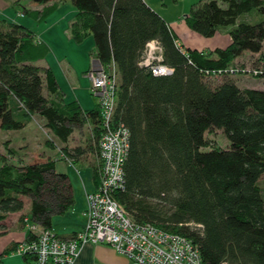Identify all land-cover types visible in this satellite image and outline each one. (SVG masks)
Here are the masks:
<instances>
[{
	"label": "trees",
	"instance_id": "obj_1",
	"mask_svg": "<svg viewBox=\"0 0 264 264\" xmlns=\"http://www.w3.org/2000/svg\"><path fill=\"white\" fill-rule=\"evenodd\" d=\"M65 1L76 9L69 38L81 44L92 37L91 58L116 71L113 120L128 129L129 148L124 189L113 194L115 199L135 222L189 239L201 264H264L259 185L264 90L240 87L228 75L211 81L213 71L232 65L243 51H261L264 0L192 4L184 16L191 31L205 38L224 31L230 38L224 48L205 50L179 45L167 22L144 0H33L37 8L31 2L16 4L40 23ZM150 41L159 44L170 75L154 76L140 66ZM48 52L27 27L0 18V132L23 129L38 117L52 138L67 143L75 128L88 124L90 135L82 146L59 148L70 161L87 160L90 153L98 155L100 110L97 103L83 110L75 100H64L52 69L38 64ZM213 128L226 135L227 147L211 146L206 133ZM51 137L45 145L52 144ZM98 176L92 167L95 184ZM21 196L29 198L27 211ZM73 203L66 176L55 172L50 159L14 164L0 155V223L20 212L22 223L26 217L50 229L52 215L63 214ZM17 246H7L0 261ZM22 257L32 264V256Z\"/></svg>",
	"mask_w": 264,
	"mask_h": 264
},
{
	"label": "built area",
	"instance_id": "obj_2",
	"mask_svg": "<svg viewBox=\"0 0 264 264\" xmlns=\"http://www.w3.org/2000/svg\"><path fill=\"white\" fill-rule=\"evenodd\" d=\"M139 64L154 76L172 73L162 62L156 41L146 44ZM235 70L228 66L212 75H231ZM86 77L100 110L102 127L98 140L100 170L94 190L86 194V223L71 236L60 237L25 217L26 236L14 253L32 256V264H74L82 246L92 243L110 246L125 256L129 264H201L199 251L189 239L150 223L135 222L115 199L113 194L124 189L123 165L129 148L128 129L113 120L116 71L114 66H103L91 58ZM59 158L69 160L60 152Z\"/></svg>",
	"mask_w": 264,
	"mask_h": 264
},
{
	"label": "crops",
	"instance_id": "obj_3",
	"mask_svg": "<svg viewBox=\"0 0 264 264\" xmlns=\"http://www.w3.org/2000/svg\"><path fill=\"white\" fill-rule=\"evenodd\" d=\"M16 1L20 3L23 2V0H0V18L4 19L7 22L18 23V24H22L25 27H27L29 30L34 32L35 37L38 40L44 42L48 46L49 52L50 51L54 52V50L52 49L54 46H56L58 49L61 48L59 51H62V52L66 51L68 55H65L62 53L59 56L58 60H61L59 62V66H61L62 64L64 70L72 67L70 62L66 61L65 57H69V59L71 60L74 53L80 56L82 48H77L76 50L73 47V45L77 47H81V45L83 44L81 43L80 45H77V44L75 45V43H73V41L69 38V33H68L69 25L76 13V9L69 2L65 1L64 3L59 4L57 9H55L43 22L38 23L34 21L33 19H31L30 17H27L25 14H23L21 10L17 8L18 5L16 4ZM26 1L28 2V0ZM144 1L152 10L157 12L165 22H167L169 27L173 30V32L178 37L177 43L183 46L184 48H190V49H196V50L224 48L230 43V38L224 31L217 32L215 33L214 36L209 37V38H203L202 36L191 31L186 26L185 21H184V16L186 14V11H184L181 14L179 13L175 15V17H173L168 14V6L161 3V5L163 6L160 5V9L162 10V13H160L159 9H157L155 6L149 3L148 0H144ZM171 2L173 3L172 0ZM177 3L178 1L173 4H177ZM31 6L33 8L39 7L37 5H34L32 2H31ZM211 38H214L215 40H213L212 44L210 45L207 42H204L206 40H203V39H211ZM72 62H75V61L73 60ZM51 68L52 70L54 69L53 65ZM88 68H89L88 62L83 59V63L82 65H80V68L78 71V72H81V77L77 76L76 73L72 72V70L69 72L68 71L66 72L67 78L70 75V78H68V80H70L72 84L71 86L68 85L69 88H71L73 92L71 100H75L83 110H90L89 109L90 107L86 108L85 106L95 107L96 103L91 104L89 102L88 97L84 94L82 90H80V94L76 93V90L73 89L74 84L71 81V75H73L75 81L79 80L81 83L87 81L89 83L86 77V71L88 70ZM78 87H79V84H78ZM86 103L90 105H86ZM3 135L5 136V140H9L10 143L12 142L10 145L11 147L14 146L13 142L14 140H16L17 148L15 152L16 154L18 152L17 156L19 155L20 157L21 153L24 152V147L21 146V143L23 141V137L25 136V133L21 132L20 139L14 138L17 136L7 137L5 134ZM72 135H73V132L71 136ZM71 136L69 137L67 143H61L59 140L53 137L56 140L55 149L49 150V148H47L48 153L46 152L49 159L54 162V170L56 169L57 164H60L63 167H66L67 169V167L72 166L75 163H77L78 168L76 169L78 171L82 170V172L84 173H85V170L88 171V173L84 174V177L80 181L81 183V189H80L81 193L80 194H81L82 205L80 206L79 199L76 198V192L74 191L73 188H71V183L68 181V183L70 184V190H71V193L74 199V203L63 214L55 215L51 217L50 230H52V232H54L56 235L60 237H69L73 233L83 228V226L86 223V217H85L86 194L93 191L96 186V184L93 181V177H92V166L88 163L89 160L88 161L87 160L70 161V159L69 160L59 159L58 150L59 148H61V146L67 145L68 147L72 148L75 146H82L84 144L82 143V141L78 142L79 140L75 141L76 143H74V141H72L71 143L70 142ZM7 156H10V155H7ZM7 161L9 163H12L10 162L11 160H7ZM14 164H22V163H14ZM89 168L91 171L89 170ZM64 173H66V170L64 171ZM20 215H21L20 212L9 213L6 219L0 223L1 225L0 226V254L10 244L12 243L19 244L25 238L26 236L25 228H24V225L21 219H19ZM0 264H27V263L23 259L22 256L14 252H11L10 254H7L1 258ZM74 264H129V262L125 256L115 252L113 248H111L108 245L86 243L82 246L77 258L75 259Z\"/></svg>",
	"mask_w": 264,
	"mask_h": 264
},
{
	"label": "rangeland",
	"instance_id": "obj_4",
	"mask_svg": "<svg viewBox=\"0 0 264 264\" xmlns=\"http://www.w3.org/2000/svg\"><path fill=\"white\" fill-rule=\"evenodd\" d=\"M148 1L153 6H155L157 9H159L160 13H162V10L160 9L161 3L168 6V14L170 16L175 17V15H177L179 13L181 14L184 11L187 12L189 7L193 3H195L199 0H178L177 4H173L171 2V0H148ZM23 2L24 3H30V2H33V0H28V2L26 0H23ZM161 6H163V5H161ZM47 35H49V34H47ZM203 38H205V37H203ZM203 40H206L204 42H207L210 45V44H212L213 40H215V39L211 38V39H203ZM82 43L83 44L81 45V47H77V46L73 45V47L76 50H77V48H82L80 56L74 53L71 60L69 59V57H65L66 61L70 62L71 66H72L69 69L64 70L62 64H61V66H59V62L61 61V60H58L59 56L62 53L65 55H68V54L66 51L65 52L59 51L61 48L58 49L56 46H54L52 48L54 50V52L50 51L49 54L46 55L43 60L38 62L39 65L40 64L45 65V66L50 67V68L53 65L54 69L52 71L54 72L55 77L57 75L56 81H57V84L59 85L61 91L64 94V100L66 102L72 101L71 99H72V93H73L72 89L69 88V86H68V85H70V86L72 85L70 80H68V78H70V75L67 78L66 72L67 71L69 72L72 70V72L76 73L77 76L81 77V72H78V71H79L80 65H82V63H83V59L86 60L88 62V65L90 66L91 56L89 53H90L91 49L93 48V39H92V37H88ZM77 45H80V44H77ZM84 51H85V53H84ZM157 52L158 51H156V53ZM154 55L156 56L155 52H154ZM61 57H63V56H61ZM73 60L75 62H72ZM230 66L236 70L233 72V74L228 75L227 77H231L232 79H234L237 82L238 86L250 87V88L252 87L254 89L264 90V43L262 44L261 51L259 53H251L249 51H243L240 54V56H238L234 60L232 65H230ZM254 70L256 72H258V70L260 72L262 71L263 75L257 76V74H255L253 72ZM225 76L226 75H224V77ZM222 78H223V76L214 77L211 79V81L213 83H218L220 80H222ZM71 81L74 84L73 89L76 90L77 94H80V90H82L84 92V94L88 97L89 102L91 104L96 103V99L91 94L90 88H89V83L87 81H85L83 83H81L79 80L75 81L73 75H71ZM78 84H79V87H78ZM86 105H90V104L86 103ZM85 107L86 108L90 107L89 109H92L93 106H85ZM90 128L91 127L90 126L88 127L87 125L86 126L84 125L83 128H81V127L75 128L73 130V135L71 136L70 142L72 143V141H74V143H76L75 141L79 140L78 142L82 141V143H84L86 141L85 139H87V137H89V135H90ZM3 132L4 133L0 132V139H1L0 142L5 140V136L3 134H5L7 137L17 136L14 138L20 139L21 132L25 133V136L23 137V141L21 143V146L24 147V152L21 153L20 157H19V155L17 156L18 152L15 155H12L10 153L6 154V152L8 151L7 148H10V149L16 151V148H17L16 140H14V142H13V144H14L13 147L10 146L12 142L11 143L6 142L5 144L3 143V145H0V155L3 156V158L5 160H11L10 162H12V163H23L24 164V163L44 162L45 160H49V157L47 155V153H48L47 148H49V150L55 149L56 140L53 139L51 137L50 132L46 128L43 127V121L38 117H35V121L29 123L23 129L8 130V131H3ZM47 136L51 137V141H52V144H50V142H49V146L44 144ZM84 137H85V139H84ZM90 138H92V136ZM206 138L210 141V144H211V146H213V148H225L229 144V141H228L226 135L220 129H216V128L211 129V131H208L206 133ZM19 152H20V150H19ZM7 155H10V156H7ZM58 155H59V150H58ZM85 158H86V156H83L79 160H85ZM19 160H21V161H19ZM87 161L93 168L95 166V170L99 173L100 161L98 159L97 153L96 152L94 154L90 153L89 157L87 158ZM76 168H78L77 163H75L72 166L67 167V169H66V167H63L62 165L57 164L55 172L60 173V174H64L66 176V179L71 183V188H73L74 191L76 192V198L79 199V203L81 206L82 201H81V194H80L81 193L80 181L84 177V174H87L88 171L85 170V173H84V172H82V170L78 171ZM65 170H66V173H64ZM89 170H90V168H89ZM259 185H260V189L262 191L263 197H264V174L261 176V179L259 181ZM45 196L47 197V195H45ZM20 198L22 199L24 206L26 208L28 205V202H29V198L25 197V196H21ZM26 210H27V208L25 209V211ZM53 216H55V215H52V217Z\"/></svg>",
	"mask_w": 264,
	"mask_h": 264
}]
</instances>
